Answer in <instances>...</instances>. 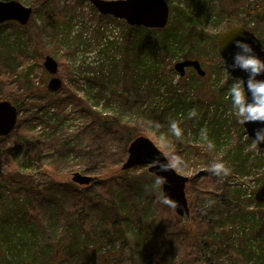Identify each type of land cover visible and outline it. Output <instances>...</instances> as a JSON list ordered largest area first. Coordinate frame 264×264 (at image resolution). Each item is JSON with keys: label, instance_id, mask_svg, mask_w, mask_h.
<instances>
[{"label": "rangeland", "instance_id": "1", "mask_svg": "<svg viewBox=\"0 0 264 264\" xmlns=\"http://www.w3.org/2000/svg\"><path fill=\"white\" fill-rule=\"evenodd\" d=\"M14 1L32 8L33 15L25 27L13 21L0 25V57L9 59H0V101L16 106L19 120L24 121L18 131L0 142V186L5 181L15 183L11 189L0 188V264H47L53 254V264H243L241 256L249 255V250L256 257L262 255L264 155L252 147V139L239 123L227 95L233 80L225 71L217 40L228 28L246 19V28L264 45V0H166L170 7L169 28L176 34V44L186 46L177 56L165 58L168 69L172 67L175 73L156 81L153 91L157 94H149L145 106L139 104L140 110L120 103V92L115 97L122 73L118 75L111 67L121 60L116 46L129 36L124 26L102 19L91 0ZM187 17L198 24L192 34ZM10 51L14 56H9ZM47 56L59 64L56 77L62 80L63 87L57 93L48 90L52 76L44 68ZM184 60H199L206 75L187 68L182 77L175 65ZM96 82L105 85L100 104L96 103L100 91ZM169 86L173 98L168 93ZM64 90H74L79 105L71 102L62 108L60 94ZM181 96L186 101L169 100ZM87 99L92 107L97 106L91 108V113L84 112L85 108L82 111L81 104ZM151 110L164 111V116L151 123L146 119ZM94 119L96 123L91 124ZM137 131L154 142L167 158L177 155L186 161L187 167L174 169L190 178V191L186 189L189 203L198 207L202 205L199 198L205 196V210L224 225L218 231L222 244L216 241L212 246L204 241L200 257L187 255L193 242L201 248L194 235L193 241L189 238L191 216L181 219L174 210L163 207L161 184L155 185L156 177L148 167L121 170L130 143L139 137H135ZM18 142L26 146V152L33 150L13 160L20 163L18 172H7L16 167L7 160V153ZM239 147L241 161L235 162ZM214 160L224 162L226 174L209 176ZM243 160V166L235 167ZM74 173L91 176L94 181L90 186L76 185L71 181ZM113 178L116 182L110 186L119 190L116 197L106 195L100 184ZM51 180L63 186L72 184L79 190L76 193L63 189L56 199L59 210L69 212L74 198L82 193L111 213L105 217L112 227L107 229L100 218L89 229L76 226L73 231L77 232L78 244L65 249V242L62 244L59 238L64 231L62 224L52 221L51 215L45 218L49 232L39 230L38 237L31 233L23 216L11 228L5 225L6 210L22 214L25 189L48 185ZM116 202L126 206V212L135 207V219L126 221L130 241L119 238L121 225L113 212ZM174 232L177 237L172 236ZM136 234L143 238L137 251L132 247ZM32 235L37 244L26 254L25 246L32 244ZM177 241L184 246L180 244L176 249ZM42 242L49 243L53 253H46L43 245L39 247ZM197 247L191 249L197 252Z\"/></svg>", "mask_w": 264, "mask_h": 264}, {"label": "trees", "instance_id": "2", "mask_svg": "<svg viewBox=\"0 0 264 264\" xmlns=\"http://www.w3.org/2000/svg\"><path fill=\"white\" fill-rule=\"evenodd\" d=\"M1 1H10V0H1ZM100 17L102 19H106V20L110 19L114 22L116 21V24L124 26L129 32L128 38L125 37L123 39V42L119 45V47L116 46V52L120 53L121 60L120 61L116 60V63L113 62L112 67H111L113 69V72L122 73L121 76L117 73L119 76H118V80L116 83L117 91L115 90V97L117 95L116 92H120L117 95L120 103L131 104L132 106H137V107L140 104L142 105L141 107H144L145 102H147V97L149 96V94H152V92H154L153 95L157 94L156 91H153V88L156 86V81L164 80L167 77V74L169 73H173V74L175 73L172 67L168 69V64L165 62V58L168 56L169 57L177 56L178 53L182 50L181 48L182 47L184 48L186 45H182L180 42H177L176 44V41H175L176 34L173 33L174 31H172L169 28V24L165 29L153 30V29H146L144 27H131L127 25L125 21H121V20L119 21L118 19H115L111 16L107 17V16L100 15ZM187 20L191 23V29H190L191 34L193 32H196L198 29V24L189 17H187ZM247 25L248 24L246 22V19H244L241 24H237V26H243L245 28L247 27ZM231 28H228V30ZM103 35L104 34L101 35V39L102 37H104ZM215 46H216V41H215ZM13 53L14 52L10 51L9 56L10 57L14 56ZM0 59L5 62L7 59V56L0 57ZM8 60L9 59H7V61ZM112 60L113 59L109 60L110 63ZM114 63L116 64V66L113 67ZM232 80L233 79H230V81ZM96 84L98 87H100L98 100L96 103L100 104V101L103 98V95L101 93L102 91H105L104 89L105 85L99 82H96ZM168 93L171 94V98L175 97L172 94L171 86H169L168 88ZM60 95H62V97L60 98V101H61L60 104L63 105L62 108H64L65 106H67V104L71 102L75 103L76 105H79L80 99L78 98L74 90H69V91L64 90L62 94ZM182 96L179 98L176 97L175 99H169V100H174V103H178V102L182 103L183 101H186L185 99L184 100L182 99ZM49 99H52V98H49ZM52 100H56V99H52ZM81 107H82V111L85 108L84 112L88 111V113H91L92 112L91 108H96L97 106L92 107L90 105V100L87 99L86 101L83 102V104H81ZM138 109L140 110V107H138ZM163 114H164V111L159 112L157 110H151L150 115L147 116L146 119L151 123H157L159 119L162 118V116H164ZM22 119L19 120L18 126L12 134H14L16 131L19 130V128H21L24 122V121L21 122ZM95 123H96V120L95 119L92 120L91 124H95ZM12 134L10 136H12ZM141 134H142L141 131H137L135 134V137L140 136ZM5 139L6 138H0V142L4 141ZM17 145L18 146L8 150L7 160H10L9 163L11 162L14 163L13 160H15L16 158H17L16 160H18L21 154L26 156L27 155L26 153L32 152L33 150L32 148L31 151L26 152V146L22 145V142H18ZM241 150L242 148L239 147L238 156L236 157L235 162L241 161V157H240ZM261 153L264 155L263 151H261ZM0 157H3V156L0 154ZM244 164H245V160H243L240 164L237 163L235 167L238 165L243 166ZM15 165L16 167L14 166L13 170H6V171L13 172V173L18 172V167L20 166V163L16 162ZM245 170L246 169H243L242 172L246 173ZM249 172L250 171H247V174ZM208 174L209 176H213V173H208ZM114 182H116V178L108 179L105 182L100 183L104 185V191L106 195L110 194L116 197V194L118 193L119 190L116 191V186L114 185L110 186ZM14 184L15 183L12 181H7V182L5 181L3 184H1L0 188L1 189H11V187L15 186ZM187 187L189 190L190 186L187 185ZM63 189H67V190H70L71 192H76V193L79 191L72 184L63 186L54 181L52 182V180H51V183L48 185H37L36 184L31 189H27V190L25 189V192H24L25 205L23 209H20L22 210V214L14 213L13 211L6 210L5 214L7 216V219H5V225H8L9 228H11L14 221L16 222L21 216H23L21 218H23V221L26 223V226L29 225L31 227V233L34 236L38 237L39 230L44 233L49 232V227H48L49 223L45 222V218L46 216L51 215L53 216L51 219L52 221H59L62 224L64 231H63V234L59 236V238L62 237V242H61L62 244L65 242L63 245L65 246V249H71L72 247H75L78 244L77 241H79V239L77 236V232L73 231V229L76 226L81 227V230L82 228L89 229L95 226L94 223L97 221L98 218H100L101 222L106 223L107 229L108 228L110 229L112 227L111 222L109 220L107 221V218L105 217V216L111 215V213H108V211L104 209L103 205L93 204L92 201H90L82 193H79V195H77L74 198L72 208L70 209L69 212L64 213L62 209L59 210L58 201H56V199L59 198V196L64 192L62 191ZM17 194H19V190ZM204 198L205 196L202 198L201 197L199 198V200L202 201L201 202L202 205H199L198 207L194 205L193 202H192L193 204L190 202L191 203L190 208L192 207L191 208L192 209L191 210V220L193 223H192L191 232L189 233V238L190 240L193 241L192 238L194 235V241H197V243L201 246V248L199 249L197 247L196 242L195 243L193 242L192 245L189 246L190 251H187V255H190V254H193L194 256L196 255L195 258L200 257L201 254L204 252V247H202V244H201L202 242L205 241L206 244L214 246V244H217L216 241L217 242L220 241L221 244L224 241L223 239H221L222 237H220L221 233L218 235V231L220 229L219 226H221V229H223L224 225L220 222H217L216 220L217 218L211 217V214L205 210L204 203H205L206 198L205 199ZM16 202L18 204V200H16ZM116 203L117 204L115 205V209L113 210V212L115 211L116 219H118V222H120V225H121V230L118 232L119 238L120 239L126 238L129 240V230H128L126 221H128V219L129 220L135 219L136 212L135 211L132 212L133 209L135 210V207L132 206L129 209V211L126 212V206L119 205L118 202ZM162 205L165 209L169 211L171 210L169 206L163 203ZM4 208L5 207H3V210ZM51 208L53 209L50 210ZM116 208H117V212H116ZM44 211H46V213ZM118 222L116 221V226L118 225ZM175 227H177V225H175ZM25 235H26V238L28 239L27 237L28 234H25ZM33 235L30 238V241H31L30 243L32 244H28L29 247L25 246V250L27 249V251H25L26 254H29L28 253L29 248L33 250L36 247L35 244H37V242L33 243V240L35 238ZM172 236L177 237L175 232L172 233ZM135 237H136L135 241H132V247L134 250L137 251V247L139 246V243L142 241L143 238L142 237L139 238V234H136ZM50 240H52V238H50ZM68 240L71 241L70 244H68ZM44 243L42 242L39 247H41ZM180 244L181 243L177 241L174 244L175 248L178 249L180 247ZM221 244H218V247H217L218 249L221 248ZM181 245H183V243ZM193 246H196L198 248L197 252L196 251L194 252L191 249ZM42 247L43 248L45 247L44 251L46 253H50V252L53 253V248H51L49 243H46ZM249 252H250L249 255L241 256V262L243 264H261V259L264 260V251L262 252V255L257 256V257H256V254L252 252L251 250H249ZM255 258L258 259L257 263H254ZM55 260H56V256L53 254L51 257V261H48L47 264H53ZM23 264H26V262H24Z\"/></svg>", "mask_w": 264, "mask_h": 264}, {"label": "water", "instance_id": "3", "mask_svg": "<svg viewBox=\"0 0 264 264\" xmlns=\"http://www.w3.org/2000/svg\"><path fill=\"white\" fill-rule=\"evenodd\" d=\"M91 3L101 15L125 21L131 27L162 30L168 26L170 21V7L166 0H91ZM32 15V8L25 7L14 0H0V25L13 21L25 27L29 24ZM226 32H231L230 35L235 39L247 40L264 57V51L261 50L263 45L260 40L245 27L236 26L225 31L218 38V50L223 63L225 57L231 63L230 52L236 51L234 45L229 49H221L219 41ZM44 68L52 76L48 84V90L52 93L60 91L63 83L60 78L56 77L59 71L58 62L53 57L47 56L44 60ZM187 68H193L200 76L204 77L206 75L199 60H184L175 65V70L182 77L186 75ZM227 74L232 79L240 76L247 78V74L241 70L232 73L227 72ZM18 118V109L11 102L0 101V137H7L15 130ZM243 126L247 135L252 139L251 135H255L254 129L259 127L260 124L259 122H253L243 124ZM258 148L264 151V143L258 145ZM161 158L167 157L154 142L147 137L139 136L130 143L128 157L121 170L125 172L135 167L147 166L149 173L156 178L158 175L164 176L166 180L161 184L162 194L168 196L171 201L170 204L165 205L171 207L178 217L182 219L190 218L191 209L186 193L190 178L180 175L174 168L167 172H159L152 161ZM71 181L79 186H90L94 178L81 173H74Z\"/></svg>", "mask_w": 264, "mask_h": 264}, {"label": "clouds", "instance_id": "4", "mask_svg": "<svg viewBox=\"0 0 264 264\" xmlns=\"http://www.w3.org/2000/svg\"><path fill=\"white\" fill-rule=\"evenodd\" d=\"M231 32H226L220 38L221 49H229L233 45L236 51L230 52L231 63L228 58H224V68L228 73L236 70H241L247 74V78L240 76L235 77L227 95L230 98L235 114L239 118V123L248 124L259 122L260 126L254 129L255 135L252 136V147L264 143V57H262L251 43L245 39H235L230 35ZM264 51V46H261ZM231 70V71H230ZM250 93V95H249ZM173 129L176 128L175 123L172 124ZM209 147H212L209 142ZM159 172H167L170 169L180 167H187L186 161L177 155L169 158H161L152 161ZM211 172L220 176L221 173L227 172L223 161H213L210 164ZM166 178L158 175L155 180V185L158 186L164 183ZM160 200L164 204H170L171 201L168 196L161 194Z\"/></svg>", "mask_w": 264, "mask_h": 264}, {"label": "flooded vegetation", "instance_id": "5", "mask_svg": "<svg viewBox=\"0 0 264 264\" xmlns=\"http://www.w3.org/2000/svg\"><path fill=\"white\" fill-rule=\"evenodd\" d=\"M3 101H6V100H3ZM15 107H16V106H15ZM16 108H17V107H16ZM18 113H20L19 110H18ZM18 122H19V118H18ZM17 126H18V123H17ZM17 126H16V128H17ZM16 128H15V129H16ZM13 132H14V131H13ZM13 132H12V133H13ZM12 133H11V134H12ZM11 134H10V135H11ZM10 135H9V136H10ZM9 136H7V137H9ZM7 137H0V138H7Z\"/></svg>", "mask_w": 264, "mask_h": 264}]
</instances>
